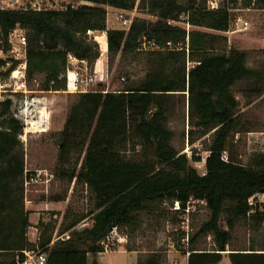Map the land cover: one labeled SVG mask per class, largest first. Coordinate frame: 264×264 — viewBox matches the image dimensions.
Here are the masks:
<instances>
[{
  "label": "trees",
  "instance_id": "obj_1",
  "mask_svg": "<svg viewBox=\"0 0 264 264\" xmlns=\"http://www.w3.org/2000/svg\"><path fill=\"white\" fill-rule=\"evenodd\" d=\"M72 1L78 4L63 8L6 7L0 1V49L10 52L14 30H25L26 81L39 84L32 90H66L69 55L94 67L99 43L89 30H107L110 65L118 55L123 59L145 51L148 71L136 82L127 77L118 89L72 93L64 126L54 136L59 148L55 177L68 187L49 198L65 200L74 182L72 198L82 195L86 207L78 209L73 199L60 227L58 211L41 218L36 242L29 239L24 200L20 135L25 124L12 109L15 99L0 100V264H17V255L36 246L47 253V264H89L90 255L104 251L103 241L114 227L136 230L141 213L162 207L174 220L167 225H176V215L163 203L185 204L190 197L205 199L207 204L196 211L206 206L209 216L196 227L192 220L188 243L182 241L183 231H170L177 251L190 252L189 264H220L225 256L230 264H264V202L257 199L264 194V151L245 163L235 141L238 133L264 131V124L244 119L237 97L243 93L250 105L264 94V69L248 66V51L229 46L225 34L234 21L233 9L264 8V0H225L219 9H212L210 0ZM105 5L141 8L156 19L136 16L129 29H108ZM18 64L0 57V79ZM178 103L188 109L181 147L174 144L169 125ZM199 140L207 151L204 172L193 163L203 160L198 149L190 157L183 152L186 142ZM85 220L90 224L79 228ZM243 227L251 231L245 243L239 239ZM56 232L69 237L55 239ZM167 249L160 245L139 256L138 264H165Z\"/></svg>",
  "mask_w": 264,
  "mask_h": 264
},
{
  "label": "rangeland",
  "instance_id": "obj_2",
  "mask_svg": "<svg viewBox=\"0 0 264 264\" xmlns=\"http://www.w3.org/2000/svg\"><path fill=\"white\" fill-rule=\"evenodd\" d=\"M2 5L6 7H18L31 3L32 5L42 7L63 8L69 2L78 4L72 0H0ZM139 3V1H138ZM106 7L108 5H105ZM108 9V26L113 28H122V23L117 19V8ZM234 21L229 31L225 32L228 36L229 46H233L239 49H245L248 51V66L255 69H264V8L250 7V8H237L233 9ZM144 17L154 21L156 16L148 13V11L141 8H136L134 11H129L128 17ZM176 23V22H173ZM177 23H180L177 22ZM182 25L191 28V26L185 22H181ZM25 32L24 29H22ZM105 33L100 34V47L101 51L99 59H96L94 67L86 72L80 69V65L69 64L70 70H79L82 79H87L89 76H93L95 81L91 83L86 89L95 90L97 88H105L107 90L118 89L122 87L130 78L131 81H138L143 78L148 71L147 54L145 51L138 53L136 57L133 55L120 58V55L116 58L113 65H110L108 54V42L107 38L104 41ZM13 44H15L18 38L15 35L11 36ZM99 43V42H98ZM107 46V51L104 52V47ZM0 57L13 58L12 50L5 53L0 49ZM15 59V58H13ZM192 65L193 63H188ZM83 64H81L82 66ZM16 79L12 73L6 78L0 79V100L8 97H12L14 105L13 111L18 112L20 108V100L24 96H28L29 99L36 98L35 102L29 109L28 120H35L34 124L28 123L21 119L25 124V129L20 135L24 144L26 170L28 171H40L44 170L49 173H53L54 177L50 178L46 182L31 183L26 185L25 182V208L29 211L31 226L29 227V239L35 241L40 233L37 227L41 218L46 217L48 213L53 210H45L39 207L40 199L43 195L49 193V191H63L68 184L66 181H62L55 177V167L58 162V145L55 141V132L61 130L64 126V122L67 116L70 102L73 98L72 92L68 90L59 91H41L32 90L38 88V83H30L26 81V84L17 85ZM243 85L240 82L236 86V90H239ZM25 90V91H24ZM85 90V86H84ZM74 91V90H73ZM78 92V91H77ZM237 97L240 100V108L244 114V119L251 120L253 122L264 124V98L258 97L254 104H247L246 98L243 93L237 92ZM39 109L43 111V118L39 117ZM188 109L183 104H177L175 111L170 117V127L174 130V144L177 147H181L183 144V131L188 129L187 122ZM35 118V119H34ZM49 120V128L46 131V125L44 122ZM241 139L235 140L240 144L241 158L243 162L249 163L253 153L258 151H264V138H252L248 132L239 133ZM260 135V134H259ZM236 137V136H235ZM189 145V157L192 156L194 149H198L203 156L201 162H193L200 172H204V163L207 156V151L203 150L201 140L196 141L195 144L189 142L185 143L184 150L188 149ZM75 207L84 210L86 207V200L79 195L74 197ZM84 206V207H83ZM43 207V206H41ZM198 211L193 213V224L198 226L202 220L209 216V209L206 206L201 207ZM81 210V211H83ZM86 210V209H85ZM174 221L172 214L169 211L163 209L161 211H155L152 213H141L140 226L134 230L132 227L126 228L123 231L127 232V239L124 244H119L115 249L109 251L100 252L97 255L89 256V264H138L139 256H147L149 251L157 250L158 245H162L164 248L171 250L172 264L176 263L181 258L180 252L177 251L175 246L171 243L172 232L169 231L167 222ZM37 222V223H36ZM59 223V222H58ZM251 231L247 227H243L239 231V239L246 242L250 237ZM161 241L158 243V240ZM210 242V240H208ZM132 249H138L141 252L131 251ZM145 251V252H144ZM174 252H178L175 256ZM171 258L167 263H171ZM226 258L220 263L223 264Z\"/></svg>",
  "mask_w": 264,
  "mask_h": 264
},
{
  "label": "built area",
  "instance_id": "obj_3",
  "mask_svg": "<svg viewBox=\"0 0 264 264\" xmlns=\"http://www.w3.org/2000/svg\"><path fill=\"white\" fill-rule=\"evenodd\" d=\"M225 0H210L209 5L212 9H219L223 6ZM117 13V19L121 21L122 23V29H129L134 17H128L129 11L118 9ZM18 28V27H17ZM14 30L12 35H17L16 37L18 38L17 42L13 44V41L11 39V42L13 44L12 52H13V58L15 60L19 61V64L17 68L12 72L13 77L16 79V84L21 85V84H26V69H27V37L25 33L22 31L18 33L16 30ZM20 28V27H19ZM88 33L93 36L96 39V31L89 30ZM97 40V39H96ZM98 41V40H97ZM99 53V52H98ZM69 64L71 65H80V69L84 70L86 72L89 71V65L86 60H80L72 55H69ZM81 64H83L81 66ZM69 68L66 77H67V88L68 90H74V91H87V87L91 85L92 82L95 81L93 76H89L87 79H82V76L80 75L79 70H70ZM85 86V90H84ZM25 91V90H24ZM264 98V94L262 95ZM36 98H31L29 99L28 96L22 97L20 100V108L18 112H16V116L20 119L25 120L26 123L28 121L31 124L35 123V120H28L29 116V109L34 110V108H31L33 105V102H35ZM39 111V117L42 119L43 118V111L41 109ZM35 119V118H34ZM26 128V127H25ZM252 138H258L259 134L257 132H248ZM241 139L240 134H236L235 140L239 141ZM188 149H186L187 154L189 153V145ZM54 177L53 173H49L44 170L40 171H28L26 170V185L31 183H38V182H46L50 178ZM207 204V201L205 199L199 200V199H194L193 197H190L189 200L183 204L180 200H175V201H169L165 200L163 205L170 209L177 217V223L176 225L173 224H168L169 231H183L185 233L184 237L182 238L183 243H188L190 235L192 233V215L193 213L198 209V205H205ZM224 229L228 228L227 224L223 225ZM56 237H69L68 233H64L60 236L57 235L56 232ZM127 234L124 232H121L118 227H114L107 238L103 241V246H104V251H109L111 249H115L119 244H124V242L127 239ZM33 241V240H32ZM38 241V238L34 241ZM169 250H166L164 252V262L168 261V254ZM190 252L187 253L189 256ZM23 256L17 255L16 261L17 264H47V259L48 255L42 248L39 246H36L34 248H29L23 250Z\"/></svg>",
  "mask_w": 264,
  "mask_h": 264
},
{
  "label": "crops",
  "instance_id": "obj_4",
  "mask_svg": "<svg viewBox=\"0 0 264 264\" xmlns=\"http://www.w3.org/2000/svg\"><path fill=\"white\" fill-rule=\"evenodd\" d=\"M110 7H108L107 6V9H109ZM113 8V7H112ZM110 28H113V27H109L108 26V29H110ZM18 33H20V32H22L23 30L21 29V28H17V30H16ZM101 33H105L106 34V38H107V30H103V31H97L96 32V39L98 40V42H99V44H100V34ZM17 36V35H16ZM105 36H104V41H105ZM105 44H106V41H105ZM99 47H100V45H99ZM107 49V46L106 47H104V52H105V50ZM107 51V50H106ZM100 53H101V51H99V53H98V58L97 59H99V56H100ZM69 91H71L72 93H75L76 91H73V90H69ZM255 102V101H254ZM254 102L252 103V104H254ZM252 104H250V105H252ZM66 120V119H65ZM65 123V122H64ZM46 125V129H44V131H46L47 130V128H49V120H47L46 119V121L44 122V126ZM252 132H257L258 134H260L259 135V137H261V135H262V137L264 138V131H252ZM68 187V186H67ZM66 189V188H65ZM64 189V190H65ZM62 191V192H65V191ZM73 191H74V182H72L71 184H70V186H69V190H68V195H67V198L65 199V200H55V199H53V198H49V195L52 193V191L50 190L49 191V193H47L46 195H43L42 197H41V199H40V204H39V207L41 208V209H45V210H53V211H58L57 213L58 214H56L55 216H57L58 215V219H59V223H58V227H60V224H61V222H62V219H63V215H64V213H65V211H66V209H67V207L69 206V204H70V202L74 199V198H72V195H73ZM53 192H57V191H53ZM257 199L259 200V201H261V202H264V194L262 193V194H259L258 196H257ZM41 206H43V207H41ZM49 214H51L50 212L48 213V215ZM47 216V215H46ZM37 222H39V221H37ZM36 222V223H37ZM90 224V221L89 220H85V221H82L79 225H78V227L79 228H83V227H85V226H87V225H89ZM161 241V239H159L158 240V243ZM160 245H158V247H159ZM167 250H169V249H167ZM131 251H134V252H141L140 250H138V249H132ZM145 252V251H144ZM179 252V251H178ZM178 252H174L175 253V256H177V254H178ZM171 250H169V252H168V254H167V257H168V259H170L171 258ZM181 254V253H180ZM182 256H181V258L180 259H178L177 261H176V263H173V264H189L188 263V260H189V257H188V255H183V254H181ZM226 258V260L224 261V263L223 264H230V260H229V257L228 256H225L224 257V259ZM223 259V260H224ZM165 264H172V258H171V263H167V262H165Z\"/></svg>",
  "mask_w": 264,
  "mask_h": 264
}]
</instances>
